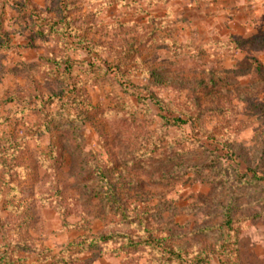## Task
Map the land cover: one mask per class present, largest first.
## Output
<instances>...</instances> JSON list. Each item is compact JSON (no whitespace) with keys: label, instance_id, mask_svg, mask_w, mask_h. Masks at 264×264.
<instances>
[{"label":"rangeland","instance_id":"obj_1","mask_svg":"<svg viewBox=\"0 0 264 264\" xmlns=\"http://www.w3.org/2000/svg\"><path fill=\"white\" fill-rule=\"evenodd\" d=\"M229 144L264 173V0H0V264H264Z\"/></svg>","mask_w":264,"mask_h":264},{"label":"trees","instance_id":"obj_2","mask_svg":"<svg viewBox=\"0 0 264 264\" xmlns=\"http://www.w3.org/2000/svg\"><path fill=\"white\" fill-rule=\"evenodd\" d=\"M136 97H138L136 95ZM155 103H157L158 105V111L161 114L162 113V119L166 122V123H172V125L174 124H178V122H180L181 120L178 118H173V116L170 114L168 116L167 111H169V106L168 104H166L163 100H156ZM173 111V110H172ZM166 114V115H165ZM191 117L189 116L188 119H190ZM227 149L226 152L222 155V156H216L220 161L224 160L229 161V166L225 172H232L234 174L235 177H243L245 176V182H244V186L245 187H256L258 188L261 182L264 183V173L262 174H258L256 172L257 168H253L250 166V162H246L245 160H243V158L240 156V154L238 152H235V149L233 150V148L231 147V145H226ZM224 148V147H223ZM216 153V152H215ZM210 154V153H208ZM233 163V164H232ZM243 171V172H242ZM97 180H99L98 178L96 179V182H98ZM109 200H111L112 203L117 202L116 198L114 195L110 194V196L108 197V202ZM262 203L264 204V199H262ZM235 209L234 204L227 206L225 208H223V212H222V216H221V222L220 224L216 227V228H210V227H206L203 228L201 230L200 233H204V234H212V233H225L228 232L230 225L233 223V217H232V211ZM125 214H123L124 217ZM257 217V216H254ZM195 233V231H194ZM199 233V230H198ZM148 234V233H147ZM197 234V233H196ZM104 239V238H102ZM146 244H153L154 249H157L158 251L161 250L162 253L173 257L175 260H178L180 262H182V264L184 263V261H186L184 264H193L194 262H196L198 259H203L204 262H209L210 260L214 261V263H219V264H223L222 260L219 258L218 255H216V253H222L224 252L223 249L224 245L222 246H212L210 251L207 253H203L204 258H199V254L200 252H198L195 257H192V255L188 254L187 252H185L186 250L184 248H182L181 246H160L159 243L161 241H152L151 237L147 236L146 238ZM165 241V240H163ZM164 243V242H163Z\"/></svg>","mask_w":264,"mask_h":264}]
</instances>
